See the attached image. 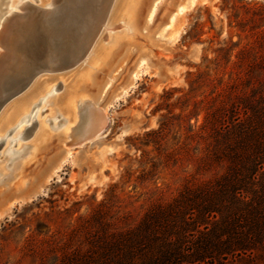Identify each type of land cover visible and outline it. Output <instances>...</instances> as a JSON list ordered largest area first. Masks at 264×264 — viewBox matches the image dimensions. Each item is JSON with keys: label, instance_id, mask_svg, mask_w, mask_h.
Instances as JSON below:
<instances>
[{"label": "rangeland", "instance_id": "374dc122", "mask_svg": "<svg viewBox=\"0 0 264 264\" xmlns=\"http://www.w3.org/2000/svg\"><path fill=\"white\" fill-rule=\"evenodd\" d=\"M18 1L0 0V18L9 7L21 11ZM132 1L113 4L92 66L86 55L80 60L88 78L71 75L73 67L40 73L39 86L27 96L31 106L0 133V264L85 258L109 226L111 212L130 211L138 217L146 201L159 196L157 188L163 199H170L195 171L200 150L197 138L190 141L188 135L203 123L214 88L237 72L245 77L248 67L262 66L264 0H152L133 41L125 11ZM8 23L6 17L0 24V38ZM43 29L35 45L18 50V64L23 58L40 64L59 49L51 40L54 30L44 29L46 35ZM121 35L108 59L97 63L106 44H115ZM0 52V57H9L2 41ZM15 73L10 69L7 76ZM75 79L86 96L81 95L76 120L66 132L67 116L59 111ZM91 104L102 110L105 124L83 138L84 112ZM39 117L47 118L52 130L38 141L36 155L15 179L23 159L37 146L33 134ZM160 127L157 147L147 133ZM19 130L23 137L17 136ZM221 264L243 262L228 259Z\"/></svg>", "mask_w": 264, "mask_h": 264}, {"label": "trees", "instance_id": "16d2710c", "mask_svg": "<svg viewBox=\"0 0 264 264\" xmlns=\"http://www.w3.org/2000/svg\"><path fill=\"white\" fill-rule=\"evenodd\" d=\"M212 91L194 173L170 199L149 198L138 217L111 212L85 258L61 264H257L264 259V57ZM258 70V71H256ZM259 73L260 78L253 75ZM244 77V78H243ZM147 133L159 147L156 136ZM158 138V137H157Z\"/></svg>", "mask_w": 264, "mask_h": 264}, {"label": "bare ground", "instance_id": "6f19581e", "mask_svg": "<svg viewBox=\"0 0 264 264\" xmlns=\"http://www.w3.org/2000/svg\"><path fill=\"white\" fill-rule=\"evenodd\" d=\"M57 1H60V0H56V2ZM115 1L116 0H62V1L57 2L55 4L54 3L55 0H39V2L41 4L39 6H37L32 2V0H20L16 3V6L19 8H22L21 11L11 9V7L8 8V13L6 14V16H4L3 18H0V24L6 19V17L9 18V23H8V25H6V30L4 31L5 35L3 34V37L0 38V41H2L5 44V47L7 49V53L8 54L10 53L9 57H7L6 59L3 58V56L0 57V98H4L9 93V90L7 91V89L10 85V82L15 81L12 78L9 79L10 74L7 76V72L9 73L10 69L15 70L14 68L17 69L18 67L21 66L18 64L17 60L15 61V59H16L15 57L18 55V50H19L18 41L20 40V38H26L27 37V36H24L25 35L24 33L27 34V33L31 32L30 35H35V37H36L38 35V32L43 27H44V29H47V30H48V28H51L54 30L55 28L56 29L61 28V26H63L64 24H66L67 26H69V25L70 26L71 25L76 26L77 31L75 34L76 37L74 38V44H72V46H71L70 56L68 57V61L64 66H60L57 69H50L48 67H45V68L39 67L37 69H34V71H33L34 75L31 78L30 82L26 86L21 88L20 91H17L16 94H14L13 96H11L10 98H8L5 101V103L3 104V106L0 109V133L2 131H4L5 128L8 127L10 124L14 123L19 118V116L22 113L26 112L27 109L31 106V102L26 103V100L28 99L27 96L30 95L31 92L34 91V89L37 86H39V81H38L39 78L37 76L40 73H43L44 71H49V70L59 72V71H63V70H66L68 68L73 67L72 69L75 68V70H74L75 72H73L71 75L79 74L78 78L80 80L88 78L87 76L89 73L84 72L81 69L82 62L80 60L86 55L84 58L88 59L89 64H90L89 66H92V64L94 63V62L91 63L90 61L92 60L94 54H96V52H98V50L100 51V49H98V48H100V45H102L101 44L102 39L100 38V34H101L102 29H103V25L105 24L104 22L108 18L110 10H111L113 4L115 3ZM151 1L152 0H140V1L139 0H133L132 5L130 7L129 6L127 7V5H126L125 11H127V15L129 16V21H128L130 24L129 29H131V32H132V36L129 37L128 39L133 38L134 35H137L136 32H140V27L142 26L140 24L143 23L144 13H146V15L148 14V10H146V6L148 8ZM123 4H125V2ZM120 8H122V4L119 6V9ZM114 27H116V26L115 25L110 26V28H114ZM44 29H43V32H46V31H44ZM51 29H49V31H51ZM39 33H42V31ZM51 33L54 34L53 31H51ZM44 34L47 35V32ZM39 35H38V37H39ZM55 36H57V35L55 34ZM44 37H45V35H44ZM123 38L124 37L122 35L119 36L117 41L115 42V44H113L111 46L109 45L110 44V41H109L108 45L106 44L107 47L105 50L102 47V49L104 51H102L103 53L97 59V63L98 62H100V64L104 63L108 59V57L112 54L114 47L120 41H122ZM45 39H47V38H45ZM106 39L107 40L109 39V35L106 36ZM48 40H49V38H48ZM130 40L133 41V39H130ZM71 42L73 43V40H71ZM42 45H43V43H42ZM48 46L49 45H47V49H48ZM59 49H60V47H59ZM45 50H46V48H45ZM45 55L46 54H44L43 56H45ZM76 55L78 57L75 59ZM80 55H81V58L79 60ZM23 56H25V55H23ZM34 56L36 57V55H34ZM46 56H48V55H46ZM34 60H36V59H34ZM33 64H34V62H33ZM13 73H11V74H13ZM5 81H7V84L5 83ZM13 86H16V84L14 83ZM69 86H70L69 88H72V89L68 92V95H67V91H66L67 96H66L65 102L63 101L64 105L60 109L61 111H59V112H61V114H64L67 116V120H66L67 125L65 127L66 132L70 129V126L76 120V117H77L76 107L78 105V102L80 100L81 95L86 96V95L82 94V92H81L82 87L80 86V83H77V79L72 81V83L69 84ZM66 90H68V89H66ZM57 100H58V96L56 95L54 97V101L57 102ZM92 104L87 106L86 107L87 110L84 112L85 117H86V122H85V127H83L84 128V133H83L84 135H82L83 138H87L88 135L98 133L104 126L105 120H104V116L102 114L103 113L102 110L95 108L97 106L94 107L95 104L94 105H92ZM46 119L44 121H42L41 117H39L38 126L36 128V131L33 134V139L37 135L36 136L37 141L35 140L37 142L36 143L37 146L30 152V154H28L27 158L25 157L23 159L22 164H21L19 170L17 171L15 179L22 176L25 165L27 164V162L29 160H31L34 157V155H36L35 153H36V149H38V141H39V143L42 142L43 139L45 138V136L49 135L50 131L52 130V128L47 123ZM46 124H48V125L44 126ZM29 126L27 128H29ZM39 130H41V131L38 135L37 133ZM22 132H23L22 130H19V133L17 136L23 137L24 132L23 133ZM33 144L35 145V143H33Z\"/></svg>", "mask_w": 264, "mask_h": 264}, {"label": "water", "instance_id": "95a60500", "mask_svg": "<svg viewBox=\"0 0 264 264\" xmlns=\"http://www.w3.org/2000/svg\"><path fill=\"white\" fill-rule=\"evenodd\" d=\"M76 31H77L76 26H72V25L67 26L66 24L61 26V28L54 29V33L57 36H55L54 34L51 40L57 43L60 49H58L54 55H51L48 61L46 60L44 62L42 60L40 64H33V62L25 61V58H23V60L21 61L22 64H19L22 67L20 66L17 69L14 68L17 74L9 78V79L12 78L15 81L10 82V85L7 89V91L9 90V93L4 98H0V109L8 98L16 94L17 91H20L21 88H23L30 82L31 78L34 75V72H33L34 69H37L39 67L41 68L48 67L50 69H57L58 67L64 66L67 63L68 57L70 56L71 46L72 44H74V38L76 37L75 35ZM24 34H25L24 36H27V37L20 38V40L18 41V47L21 50L22 49L27 50L31 48L30 46H33L36 43L35 35H30L31 32L27 34L24 33ZM71 40H73V43L71 42ZM81 55L79 56V60L81 58ZM77 57L78 56L76 55L75 59ZM5 83L7 84V81H5ZM14 83L16 84V86H13ZM104 124H105V121H104ZM89 136L91 135H88V137Z\"/></svg>", "mask_w": 264, "mask_h": 264}, {"label": "flooded vegetation", "instance_id": "af4514ba", "mask_svg": "<svg viewBox=\"0 0 264 264\" xmlns=\"http://www.w3.org/2000/svg\"><path fill=\"white\" fill-rule=\"evenodd\" d=\"M10 1V0H9Z\"/></svg>", "mask_w": 264, "mask_h": 264}]
</instances>
